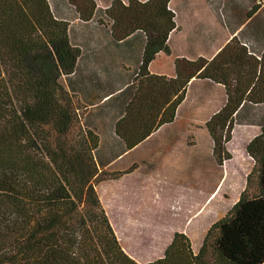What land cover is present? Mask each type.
<instances>
[{"label": "trees", "instance_id": "trees-1", "mask_svg": "<svg viewBox=\"0 0 264 264\" xmlns=\"http://www.w3.org/2000/svg\"><path fill=\"white\" fill-rule=\"evenodd\" d=\"M257 1L247 20L257 10L264 16V0ZM67 2L115 40L145 35L142 69L169 53L176 27L170 0H113L106 9L92 0ZM68 31L50 0H0V264H139L120 247L96 193L115 175L97 168L98 138L82 125V105L60 84L80 54ZM174 65L172 116L192 78L225 89V103L204 124L210 157L221 166L231 159L225 146L234 124L249 117L247 103H264V52L256 58L232 39L210 62L176 59ZM245 152L253 161L245 188L206 230L198 251L174 232L163 256L145 264H264V124Z\"/></svg>", "mask_w": 264, "mask_h": 264}, {"label": "crops", "instance_id": "crops-1", "mask_svg": "<svg viewBox=\"0 0 264 264\" xmlns=\"http://www.w3.org/2000/svg\"><path fill=\"white\" fill-rule=\"evenodd\" d=\"M92 1L96 8L106 9L113 0ZM126 1L121 0L124 4ZM50 5L54 17L69 24V42L80 51L74 72L62 77L60 84L82 105V125L98 138L94 151L97 168L107 176L115 175L95 187L102 208L122 250L139 264L154 261L163 256L174 232H182L189 238L188 228L167 233L160 226L140 225L132 219L140 218L143 211H149L144 208L148 198L161 203L151 205L150 211L154 213L172 216L174 210L182 211L183 200L188 201V177L193 167L197 180L200 173L203 185L204 157L202 155L199 163L197 148L196 161L194 153L190 160V138L198 136L196 131L190 130L193 126L190 123L196 121L188 114L190 95L197 98V106H204L207 100L213 99L210 106L217 107L212 108L205 118L203 115L197 117L204 122L200 134L203 132L202 135L207 137L205 122L226 101V92L221 84L192 78L172 116L167 108L174 100L173 88L178 86L174 82V62L176 59L193 61L198 58L210 62L232 39L245 45L247 54L259 57L264 52V16L257 10L247 20L245 14L253 2L246 3L245 0H170L168 7L175 15L176 27L167 40L169 53L156 54L142 69L140 62L145 35L133 33L118 41L94 20L82 21L67 0H50ZM218 8L222 9V17L217 15ZM205 25L212 26L211 31L207 32ZM217 95L220 99L215 102ZM253 106L261 108L257 111ZM246 107L244 114L247 112L249 117L237 125L245 127L240 137L248 144L264 124L261 119L264 103H247ZM231 143L232 140L226 144V149ZM191 145L193 148L199 146L198 140ZM228 151L230 160H233L234 153L230 149ZM174 178L178 181L176 185H172ZM183 181L187 185L182 184ZM171 190L172 193L173 190H180V194L184 192L179 200L181 205L174 206V200L167 197L166 193ZM205 202L204 198L201 204L188 207L191 211L186 214L189 217L186 224L204 214ZM202 227L203 238L209 226ZM129 234L132 237L122 244L119 235H124V238ZM159 234L165 235L144 236ZM201 240L197 249L192 248L194 253L198 251ZM131 242H136L139 250L131 249Z\"/></svg>", "mask_w": 264, "mask_h": 264}, {"label": "rangeland", "instance_id": "rangeland-1", "mask_svg": "<svg viewBox=\"0 0 264 264\" xmlns=\"http://www.w3.org/2000/svg\"><path fill=\"white\" fill-rule=\"evenodd\" d=\"M198 0H194V2H197ZM246 3L253 2V3H259L257 0H245ZM207 32L211 31L212 26H207ZM214 26V25H213ZM216 29V27H214ZM220 99V95H217L214 97L215 102H218ZM198 100L193 95H190V100L188 104V114L190 116L195 117L196 121L191 122L193 126H190V130L196 131L195 133H198V136L196 138H190V160H191V154L194 153V158L196 161V148L199 151V163L200 159L203 155L204 157V181L203 185L200 180V173H199V180H197V173L195 171V168L193 167L190 170L189 177H188V185L183 181L182 184H186L189 188V192L186 193L187 196V202L186 199L183 200V210L179 209V211H175L172 213V216H165V214L160 213H154L153 211H150L151 205L156 203L154 200L147 199V202H144L145 207L148 208L149 211H143L140 218L132 219L135 220L134 222L136 224L140 225H148L150 226H160L163 229L162 231H166L167 233L170 230H179L181 228H188V234L189 239L191 241V247L194 249L198 248V242L201 240V236L203 233V225L204 228H207L210 226L213 222L219 220L225 214L227 211L232 207V205L237 201L240 193L244 190L245 184H246V176L250 172L253 166L252 159L246 154L245 152V146H246V140H241V133L244 131V126H238L237 124H234L232 132H231V140L233 143L227 146L230 151L234 153L233 160L225 161L221 166L217 165L210 157V149H211V142L208 139L206 135L200 134V128H203V123L200 121V119H197L198 116L202 115L204 118L211 113V111L216 106H210L213 103V99H209L206 101L204 106H197ZM213 108V109H212ZM212 109V110H211ZM209 112V113H208ZM208 113V114H207ZM197 127L198 130L195 128ZM198 144L197 147H192V142L197 141ZM243 143V144H242ZM246 143V144H245ZM227 150V152L230 154V152ZM177 179H172V185H176ZM176 183V184H175ZM203 187V188H202ZM173 189V188H172ZM203 190V194L201 193ZM174 193V194H173ZM172 190L167 194V197H169L171 200H174L173 205L179 206L180 198L183 193L180 194V190L175 191ZM152 194V193H151ZM171 195V196H170ZM172 195H176L173 196ZM153 196V195H152ZM155 196V194H154ZM166 196V195H165ZM205 198V207H204V214L198 218H192L187 221L186 214L190 213L191 209L188 210V207L191 205L197 206L202 203V201ZM157 205H160L161 203L157 202ZM264 211V209H263ZM157 214V215H156ZM117 222V219H115ZM188 227H187V226ZM186 226V227H185ZM186 230V229H185ZM165 234H159V235H144V236H164ZM205 235V234H204ZM122 239V244L126 243V239L129 237H132L131 234L125 235H119ZM140 237L139 235H137ZM204 237V236H203ZM203 239V238H202ZM139 243V241H136ZM136 242H131L130 248L134 250H139V247L137 246ZM202 242V240H201ZM135 245V246H133Z\"/></svg>", "mask_w": 264, "mask_h": 264}]
</instances>
